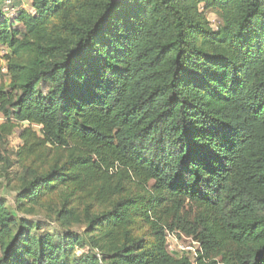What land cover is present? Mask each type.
I'll list each match as a JSON object with an SVG mask.
<instances>
[{
    "label": "trees",
    "instance_id": "16d2710c",
    "mask_svg": "<svg viewBox=\"0 0 264 264\" xmlns=\"http://www.w3.org/2000/svg\"><path fill=\"white\" fill-rule=\"evenodd\" d=\"M1 5L0 264H264V0Z\"/></svg>",
    "mask_w": 264,
    "mask_h": 264
},
{
    "label": "rangeland",
    "instance_id": "374dc122",
    "mask_svg": "<svg viewBox=\"0 0 264 264\" xmlns=\"http://www.w3.org/2000/svg\"><path fill=\"white\" fill-rule=\"evenodd\" d=\"M29 5V0H12L9 4H7V9L9 11V13L13 14L14 12L16 13L19 9L25 7L27 8ZM13 10V11H12ZM206 16L208 18V20L210 21L211 25L215 26L218 24L219 22V18L218 16L211 11L206 12ZM0 81H2V83H6L7 78L6 77H2L0 79ZM0 121H2V117L0 115ZM20 141L17 138V135H11L9 136L6 141L4 146L2 147L3 152L11 157L12 159L14 158V151L16 149V147L19 145ZM17 170V167H14ZM1 195H4L5 198L9 201L12 202V198H13V193L6 191L5 189H3L0 192ZM46 213H49L46 211ZM45 211H41V209L37 210L35 212V215L38 214L37 217L32 216L33 218H36L38 220H41V222H44L43 224V229L44 231H55L58 230L60 228V226L56 223H50V218L48 217V215H46ZM73 230H78L80 229V227H71ZM167 249L170 253L172 254H184V253H188V255H191L192 257H194V253L196 252V250L198 249V245L192 241L191 238L186 237L183 234H180L178 236H176L175 234H169L167 236Z\"/></svg>",
    "mask_w": 264,
    "mask_h": 264
},
{
    "label": "built area",
    "instance_id": "2783aa9c",
    "mask_svg": "<svg viewBox=\"0 0 264 264\" xmlns=\"http://www.w3.org/2000/svg\"><path fill=\"white\" fill-rule=\"evenodd\" d=\"M11 1L12 0H2L1 10L5 14V16H7V17H11V16H13L15 14V12L13 14L9 13V11L7 9V4H9ZM0 73L1 74H5L6 73V67H5L4 63H2L1 66H0Z\"/></svg>",
    "mask_w": 264,
    "mask_h": 264
}]
</instances>
